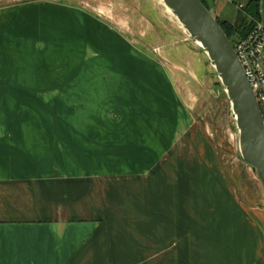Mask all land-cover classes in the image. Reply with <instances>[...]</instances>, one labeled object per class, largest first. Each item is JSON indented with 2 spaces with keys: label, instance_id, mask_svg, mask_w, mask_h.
Listing matches in <instances>:
<instances>
[{
  "label": "crops",
  "instance_id": "crops-1",
  "mask_svg": "<svg viewBox=\"0 0 264 264\" xmlns=\"http://www.w3.org/2000/svg\"><path fill=\"white\" fill-rule=\"evenodd\" d=\"M249 1L207 0L228 24ZM13 71L0 74V264H264L259 213L165 175L141 134L51 123V79Z\"/></svg>",
  "mask_w": 264,
  "mask_h": 264
},
{
  "label": "rangeland",
  "instance_id": "rangeland-1",
  "mask_svg": "<svg viewBox=\"0 0 264 264\" xmlns=\"http://www.w3.org/2000/svg\"><path fill=\"white\" fill-rule=\"evenodd\" d=\"M210 62L159 0H0V74L13 65L51 79V123L85 140L141 134L165 175H189L197 191H224L264 219V187L241 159Z\"/></svg>",
  "mask_w": 264,
  "mask_h": 264
},
{
  "label": "water",
  "instance_id": "water-1",
  "mask_svg": "<svg viewBox=\"0 0 264 264\" xmlns=\"http://www.w3.org/2000/svg\"><path fill=\"white\" fill-rule=\"evenodd\" d=\"M162 1L208 54L236 118L241 159L264 187V117L231 41L201 0Z\"/></svg>",
  "mask_w": 264,
  "mask_h": 264
},
{
  "label": "built area",
  "instance_id": "built-area-1",
  "mask_svg": "<svg viewBox=\"0 0 264 264\" xmlns=\"http://www.w3.org/2000/svg\"><path fill=\"white\" fill-rule=\"evenodd\" d=\"M233 45L264 117V23L256 22Z\"/></svg>",
  "mask_w": 264,
  "mask_h": 264
},
{
  "label": "trees",
  "instance_id": "trees-1",
  "mask_svg": "<svg viewBox=\"0 0 264 264\" xmlns=\"http://www.w3.org/2000/svg\"><path fill=\"white\" fill-rule=\"evenodd\" d=\"M201 2L211 11L207 0H201ZM241 11H244L246 16H239V19L234 24L221 22L217 19L232 44L234 39L244 38L252 26L256 22H260V0H250ZM248 22H250V27L245 28Z\"/></svg>",
  "mask_w": 264,
  "mask_h": 264
},
{
  "label": "bare ground",
  "instance_id": "bare-ground-1",
  "mask_svg": "<svg viewBox=\"0 0 264 264\" xmlns=\"http://www.w3.org/2000/svg\"><path fill=\"white\" fill-rule=\"evenodd\" d=\"M160 1V3H163V1L162 0H159ZM166 7V6H165ZM166 11L170 14V15H173V13H172V11L169 9V8H167L166 7ZM176 20L178 21V19L176 18ZM179 22V21H178ZM181 24V23H180ZM182 26V25H181ZM183 27V26H182ZM195 44L204 52V54L209 58V56H208V54L205 52V50H204V48H203V46L200 44V43H198V42H195ZM211 63V62H210ZM213 67V69L216 71V69H215V67L214 66H212ZM220 79V78H219ZM221 81V80H220ZM224 91L226 92V90L224 89ZM233 111V110H232ZM233 116H234V113H233ZM234 120L236 121V118H235V116H234Z\"/></svg>",
  "mask_w": 264,
  "mask_h": 264
}]
</instances>
